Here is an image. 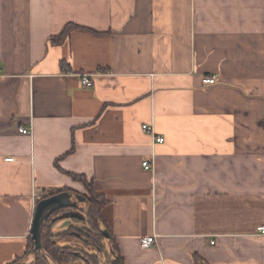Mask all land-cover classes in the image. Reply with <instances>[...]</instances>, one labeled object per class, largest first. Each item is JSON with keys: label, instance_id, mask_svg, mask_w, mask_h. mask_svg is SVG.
<instances>
[{"label": "crops", "instance_id": "1", "mask_svg": "<svg viewBox=\"0 0 264 264\" xmlns=\"http://www.w3.org/2000/svg\"><path fill=\"white\" fill-rule=\"evenodd\" d=\"M72 175L120 264H264V0H0V264Z\"/></svg>", "mask_w": 264, "mask_h": 264}, {"label": "trees", "instance_id": "2", "mask_svg": "<svg viewBox=\"0 0 264 264\" xmlns=\"http://www.w3.org/2000/svg\"><path fill=\"white\" fill-rule=\"evenodd\" d=\"M51 40L57 42L60 38ZM72 178L84 185L87 194L78 196L82 201L80 208L69 203L68 206L54 211L48 210L44 214L40 222L41 249L35 250L33 241L31 238L29 240L33 264H115L116 262L120 264L117 246L110 234L103 229L102 210L107 202L87 184L83 177L72 175ZM64 193L76 195L63 189L53 190L48 191L42 200ZM70 214L78 215L71 220L80 224L81 227L70 226L65 232L54 237V226L61 220L70 219L68 218ZM93 232H95L94 235ZM53 238H57L58 242H54ZM91 249H94V255L91 254ZM19 262L21 261H17Z\"/></svg>", "mask_w": 264, "mask_h": 264}, {"label": "built area", "instance_id": "3", "mask_svg": "<svg viewBox=\"0 0 264 264\" xmlns=\"http://www.w3.org/2000/svg\"><path fill=\"white\" fill-rule=\"evenodd\" d=\"M202 84L205 86H210L214 85L216 82V79L214 77H204L202 79ZM80 84L82 87L90 89L93 87V80L89 75H81L80 76ZM142 130L145 132L147 135H149L152 139L157 144H161L164 142V139L162 137H159L155 134L153 128L148 125H142ZM20 134H30V130L20 128L19 130ZM12 159H8V161H11ZM142 167L145 171H153V162L145 161L142 163ZM256 234L258 236H263L264 237V226L258 227ZM155 244V237H145L141 239L140 246L142 249H149ZM213 244V243H212Z\"/></svg>", "mask_w": 264, "mask_h": 264}, {"label": "water", "instance_id": "4", "mask_svg": "<svg viewBox=\"0 0 264 264\" xmlns=\"http://www.w3.org/2000/svg\"><path fill=\"white\" fill-rule=\"evenodd\" d=\"M69 196L66 194H59L57 196L44 199L40 201L35 209V214H34V219L32 223V229H31V240L34 243L35 250H40L41 249V244H40V222L44 214L48 211H54L56 209L68 206V200ZM77 214H70L68 218L74 219L77 218ZM115 264H119L116 262Z\"/></svg>", "mask_w": 264, "mask_h": 264}, {"label": "rangeland", "instance_id": "5", "mask_svg": "<svg viewBox=\"0 0 264 264\" xmlns=\"http://www.w3.org/2000/svg\"><path fill=\"white\" fill-rule=\"evenodd\" d=\"M87 194V193H86ZM69 201H71L70 199H68ZM62 221H64V220H61L60 222H58L55 226H54V228H53V235H54V237H57L58 235H60V233H63V232H65L67 229H68V227H70V226H73V225H79V227H81V225L80 224H78V223H76V222H74L73 220H68V221H66V222H62ZM62 223H64L63 225H61ZM61 225V226H60ZM58 228H59V230H58ZM56 229L58 230V231H56ZM54 233H56V234H54ZM94 233L95 232H93L92 234L94 235ZM53 241L55 242H58V239L57 238H53ZM67 245H69V244H67ZM93 250L94 249H91V254L92 255H94L93 254ZM32 253V252H31ZM95 253H96V251H95ZM32 260H33V256H32Z\"/></svg>", "mask_w": 264, "mask_h": 264}, {"label": "flooded vegetation", "instance_id": "6", "mask_svg": "<svg viewBox=\"0 0 264 264\" xmlns=\"http://www.w3.org/2000/svg\"><path fill=\"white\" fill-rule=\"evenodd\" d=\"M69 197L71 198V203L70 205H74L76 206L77 208H80L81 206V202H79L77 199H79V197L77 195H74V194H69Z\"/></svg>", "mask_w": 264, "mask_h": 264}]
</instances>
